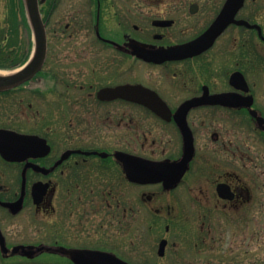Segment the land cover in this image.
<instances>
[{
  "label": "flooded vegetation",
  "instance_id": "af4514ba",
  "mask_svg": "<svg viewBox=\"0 0 264 264\" xmlns=\"http://www.w3.org/2000/svg\"><path fill=\"white\" fill-rule=\"evenodd\" d=\"M39 2L41 10L50 4L55 54L50 62L47 50L32 81L0 92V131L42 140L34 157L10 161L0 154V234L6 249L0 244V264H83L89 252L126 261L116 251L135 245L139 198L124 193V185L160 186L170 195L196 170L209 176L194 199L203 212H217L219 204L241 210L251 202V191L235 180L228 163L240 150L236 131L264 135V125L251 115L264 118L251 81L252 73H264V0ZM215 24L219 34L198 54L160 63L143 58L199 42ZM49 77L50 119L41 118L39 129L26 132L21 115L25 105L32 107L27 87ZM139 86L148 98L138 97ZM117 88H125V96H113ZM225 94L239 101L251 96L253 104L217 102ZM182 121L194 156L180 182L164 190L162 184L129 181L116 154L141 157L140 147L160 149L162 157L146 159L177 162L185 148ZM38 183L48 187L34 197ZM219 184L229 188L232 199L218 194ZM168 245L160 237L158 258L166 256Z\"/></svg>",
  "mask_w": 264,
  "mask_h": 264
},
{
  "label": "rangeland",
  "instance_id": "374dc122",
  "mask_svg": "<svg viewBox=\"0 0 264 264\" xmlns=\"http://www.w3.org/2000/svg\"><path fill=\"white\" fill-rule=\"evenodd\" d=\"M49 5L44 4L41 13L44 20L47 18L48 58L51 62L55 53ZM9 11V0H0V22L6 19ZM17 37L25 41L26 47L30 46L22 28L14 36ZM50 66L45 69L48 76ZM251 78L257 92L258 106L264 110V73H252ZM48 79L43 83L34 80L27 87V103L31 102L32 107L25 105L24 115H21L26 132L39 129L36 125L43 123L40 122L41 118L50 119L52 96L48 93L51 89L50 77ZM38 89L44 94L38 95ZM143 130L146 131V128ZM153 136L149 137V144ZM234 138L240 150L235 151L228 166L235 180L251 191L252 200L248 205L241 210H231L223 209L219 204L217 212H203L201 204L194 199L198 196L199 187L204 185L205 178L209 176H198L196 170L170 195L164 194L160 186L132 188L124 185V193L128 196L138 194L139 198L134 219L137 238L133 248L124 247L116 252L130 264H264V135L236 131ZM138 155L151 159L162 157L160 149L142 147ZM218 163L223 164L221 161ZM148 196H152L151 201L147 200ZM43 225L51 224L48 222ZM167 225L170 227L168 233L165 232ZM160 237L169 240L164 258H158L156 254Z\"/></svg>",
  "mask_w": 264,
  "mask_h": 264
},
{
  "label": "water",
  "instance_id": "95a60500",
  "mask_svg": "<svg viewBox=\"0 0 264 264\" xmlns=\"http://www.w3.org/2000/svg\"><path fill=\"white\" fill-rule=\"evenodd\" d=\"M232 1L233 0H229L228 4ZM23 2L34 42L33 52L29 60L19 69L11 72L0 70L1 73H5V75H0V92L14 89L22 84H25L26 82L31 81L41 71L46 59L47 35L45 23L43 22L39 9V0H23ZM216 27L217 24L212 26L205 35L204 39L199 42H194L184 47L171 49L158 54H149L143 58L149 62L160 63L165 60H177L192 56L193 54H198L201 52V50H204V48L209 46V44H212L211 42L213 38L219 34L215 32ZM205 41L207 45L201 49L200 46L205 44ZM233 79H235V76L232 77V81ZM139 89L138 97L148 98L143 94V90L140 86ZM124 91L125 88L111 90L113 96H125ZM236 97L237 96L235 95L225 94L218 96L216 100L219 103L227 104L232 107H250L253 104V98L251 96L247 99L243 98L240 101L237 100ZM148 106L155 108L153 104H148ZM251 115L256 119L259 127L264 125V118L258 116L255 111H251ZM179 123L181 124L184 133L185 148L181 160L177 162L168 163L165 161H153L127 154H116V157L123 163L124 172L129 181L140 185L161 183L164 190L170 189L180 182L185 172L188 170L189 163L194 156V148L191 134L185 130V122L182 121ZM39 141L42 140L34 135L17 134L15 132L1 130L0 154L5 159L10 161H19L21 158L34 157L36 156L37 148L40 145ZM47 187L48 186L46 184H35L32 190L34 197L39 196L38 193L40 192L44 193ZM217 192L223 198L232 199L229 188L224 184L218 185ZM15 205L16 204H10L6 206L13 209ZM166 243V240H162L159 244L158 255L160 257L164 255ZM0 244L2 250L5 251L6 249L4 247V240L1 234ZM83 261V264H129L109 253L95 254L89 252Z\"/></svg>",
  "mask_w": 264,
  "mask_h": 264
},
{
  "label": "trees",
  "instance_id": "16d2710c",
  "mask_svg": "<svg viewBox=\"0 0 264 264\" xmlns=\"http://www.w3.org/2000/svg\"><path fill=\"white\" fill-rule=\"evenodd\" d=\"M9 4V15L0 22V70L4 71L22 66L29 59L33 45L23 0H9ZM20 28L30 41V48L26 47L24 40L14 38Z\"/></svg>",
  "mask_w": 264,
  "mask_h": 264
},
{
  "label": "bare ground",
  "instance_id": "6f19581e",
  "mask_svg": "<svg viewBox=\"0 0 264 264\" xmlns=\"http://www.w3.org/2000/svg\"><path fill=\"white\" fill-rule=\"evenodd\" d=\"M0 75H5V73H1V72H0Z\"/></svg>",
  "mask_w": 264,
  "mask_h": 264
}]
</instances>
